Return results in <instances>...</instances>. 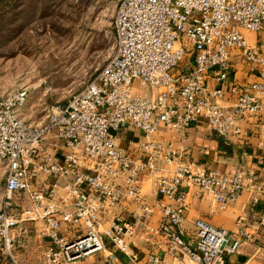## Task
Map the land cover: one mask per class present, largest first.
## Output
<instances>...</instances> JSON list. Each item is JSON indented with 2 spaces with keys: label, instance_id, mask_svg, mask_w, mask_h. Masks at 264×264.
Masks as SVG:
<instances>
[{
  "label": "built area",
  "instance_id": "obj_1",
  "mask_svg": "<svg viewBox=\"0 0 264 264\" xmlns=\"http://www.w3.org/2000/svg\"><path fill=\"white\" fill-rule=\"evenodd\" d=\"M113 27V57L83 91L48 106L42 122L22 117L27 89L0 95V242L18 264L14 252L41 223L44 264H163L160 241L175 259L226 264L264 231V0H120ZM201 124L241 146L237 167L209 168L156 138H184ZM130 131L144 140L124 147ZM145 178L155 205L142 193ZM194 188L217 213L244 193L260 209L240 217L237 231L198 219L189 237ZM21 199L28 206L17 213ZM140 234L151 247L143 258L133 244Z\"/></svg>",
  "mask_w": 264,
  "mask_h": 264
},
{
  "label": "rangeland",
  "instance_id": "obj_2",
  "mask_svg": "<svg viewBox=\"0 0 264 264\" xmlns=\"http://www.w3.org/2000/svg\"><path fill=\"white\" fill-rule=\"evenodd\" d=\"M119 2L0 0V95L29 91L21 111L28 124L42 122L48 106L83 91L113 57V21ZM5 179L6 166L0 161V211ZM25 205L26 200H18L16 212ZM40 230L33 226L28 248L14 252L18 264H44ZM0 264H15L1 242Z\"/></svg>",
  "mask_w": 264,
  "mask_h": 264
},
{
  "label": "crops",
  "instance_id": "obj_3",
  "mask_svg": "<svg viewBox=\"0 0 264 264\" xmlns=\"http://www.w3.org/2000/svg\"><path fill=\"white\" fill-rule=\"evenodd\" d=\"M250 39L254 36L250 35ZM239 76L241 72L238 73ZM248 81L253 80L247 78ZM147 92L146 90H144ZM157 139L173 145L174 147L182 146L188 150L189 159L193 162L201 163L209 168L230 170L237 167L241 161V146L236 142L227 144L224 139L213 132L206 124L194 126L186 131L185 137L172 131H163L156 136ZM121 144L126 147L129 141L144 140L143 136L136 131H130L120 138ZM250 144L256 145V139L249 138ZM253 148H250L252 152ZM142 193L146 201L150 205H155L157 202L156 195L152 192L151 181L145 178L142 182ZM138 206L128 204L124 210L134 211ZM260 207L255 210L250 207V195L244 193L239 201L229 207L223 213L215 212L214 201L211 197L203 195L199 189L194 188L189 196V205L186 212L184 228L189 237L194 234V223L198 219H203L210 224L227 229L229 231H237L239 229L238 220L244 215H251L258 211ZM161 219L160 211L155 208L152 222L157 224ZM41 227V223L37 228ZM41 231V230H40ZM39 231V232H40ZM142 233V232H140ZM262 239L255 244H245L243 248L236 254L227 257L226 264H264V231H261ZM43 244V242H42ZM134 248L140 258H143L149 251L150 245L145 243L143 235L140 234L135 240ZM43 247V245H42ZM154 252L159 254L163 259V264H197L188 257H181L175 259L169 256L164 247V242L160 241Z\"/></svg>",
  "mask_w": 264,
  "mask_h": 264
}]
</instances>
